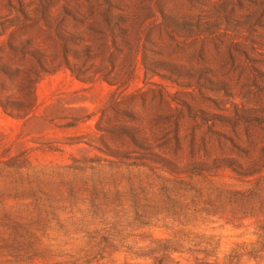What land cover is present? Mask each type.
Wrapping results in <instances>:
<instances>
[{
    "label": "rangeland",
    "instance_id": "rangeland-1",
    "mask_svg": "<svg viewBox=\"0 0 264 264\" xmlns=\"http://www.w3.org/2000/svg\"><path fill=\"white\" fill-rule=\"evenodd\" d=\"M171 247L264 264V0H0V264Z\"/></svg>",
    "mask_w": 264,
    "mask_h": 264
},
{
    "label": "trees",
    "instance_id": "trees-1",
    "mask_svg": "<svg viewBox=\"0 0 264 264\" xmlns=\"http://www.w3.org/2000/svg\"><path fill=\"white\" fill-rule=\"evenodd\" d=\"M163 249H164V250H161L162 252H164L165 254H166V253L169 254V255H167V256H168L167 259L169 260V262L172 263V264H178V262L174 261V260L171 259V257H170V254H171L172 252L177 251L176 248H175V247H171V248H163ZM154 253H155V250H153L151 254H154ZM157 263H158V264H163L162 262H160V260H158ZM228 263L230 264V263H232V262L229 261ZM206 264H208V263H206Z\"/></svg>",
    "mask_w": 264,
    "mask_h": 264
}]
</instances>
